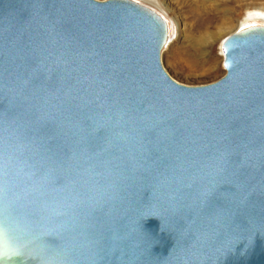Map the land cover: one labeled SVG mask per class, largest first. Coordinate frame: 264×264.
I'll return each mask as SVG.
<instances>
[{
  "label": "water",
  "instance_id": "water-1",
  "mask_svg": "<svg viewBox=\"0 0 264 264\" xmlns=\"http://www.w3.org/2000/svg\"><path fill=\"white\" fill-rule=\"evenodd\" d=\"M168 39L133 0H0V264H264V25L202 86Z\"/></svg>",
  "mask_w": 264,
  "mask_h": 264
},
{
  "label": "rangeland",
  "instance_id": "rangeland-1",
  "mask_svg": "<svg viewBox=\"0 0 264 264\" xmlns=\"http://www.w3.org/2000/svg\"><path fill=\"white\" fill-rule=\"evenodd\" d=\"M133 1L172 23L171 41L161 51V62L169 76L185 86L219 80L225 74L222 41L247 25L259 23L264 13V0ZM210 33H215L212 38Z\"/></svg>",
  "mask_w": 264,
  "mask_h": 264
},
{
  "label": "bare ground",
  "instance_id": "bare-ground-1",
  "mask_svg": "<svg viewBox=\"0 0 264 264\" xmlns=\"http://www.w3.org/2000/svg\"><path fill=\"white\" fill-rule=\"evenodd\" d=\"M263 17L259 20V23H258V21H257V23L256 22H254L253 24H250V25H264V13H263V15H262ZM165 19V18H164ZM167 21V24H168V27H169V39H168V42H167V44H166V46L165 47H167V45H169V43H170V41H171V35H172V23L169 21V20H166ZM204 23H206V24H210V22L209 21H205ZM206 26V25H205ZM247 26H249V25H247ZM246 27V26H245ZM215 33H210V36H211V38L213 37V35H214ZM164 47V48H165ZM163 48V49H164Z\"/></svg>",
  "mask_w": 264,
  "mask_h": 264
}]
</instances>
